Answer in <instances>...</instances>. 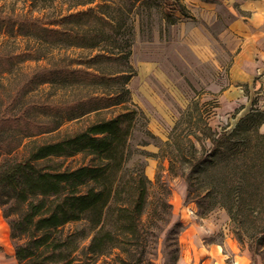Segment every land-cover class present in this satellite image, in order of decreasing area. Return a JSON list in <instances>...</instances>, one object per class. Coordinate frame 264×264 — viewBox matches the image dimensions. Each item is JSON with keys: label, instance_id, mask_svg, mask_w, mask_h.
Instances as JSON below:
<instances>
[{"label": "trees", "instance_id": "1", "mask_svg": "<svg viewBox=\"0 0 264 264\" xmlns=\"http://www.w3.org/2000/svg\"><path fill=\"white\" fill-rule=\"evenodd\" d=\"M92 2H75L73 11L59 16L57 28L0 10V33L16 32L37 42L34 50L0 52V75H8L0 85V211L16 264H95L113 250L123 255L118 264H145L148 230L160 233L169 222L171 205L164 199L141 220L149 181L142 165L125 168L129 139L144 117L128 89L136 74L129 63L132 41L121 33L119 6L74 10ZM174 7L188 17L181 4L174 2ZM163 19L175 23L169 15ZM48 47L81 52L31 72L20 69V63L44 57ZM44 85L68 98L32 100ZM116 107L119 113L104 117V111ZM199 111L193 102L174 123L164 142L167 171L185 181L187 202L196 206L199 217L223 209L236 239L247 243L252 257L264 258V134L259 132L264 111L250 108L220 133L211 132ZM91 115L73 133L45 137L65 121ZM204 140L211 143L209 150H204ZM19 149V157L13 155ZM76 154L89 157L88 163L64 167L61 159ZM79 222L86 226L64 231ZM176 260L174 254L171 264Z\"/></svg>", "mask_w": 264, "mask_h": 264}, {"label": "rangeland", "instance_id": "2", "mask_svg": "<svg viewBox=\"0 0 264 264\" xmlns=\"http://www.w3.org/2000/svg\"><path fill=\"white\" fill-rule=\"evenodd\" d=\"M80 1L83 0H0V10L2 14L39 19L44 26L57 28L59 16ZM174 2L181 4L188 17L175 9ZM111 3L119 6L124 25L122 35L132 41L129 63L136 74L128 83V89L133 105L144 114L136 122L129 139L130 156L125 168L142 165L149 181L143 222L161 199L171 205L169 222L162 231L148 230L149 260L145 264H171L174 254L177 256L174 264H180L182 259L196 256L189 242V222L194 219L198 223L210 212L199 217L196 206L187 202L185 181L169 175L164 142L174 122L193 102L198 103L207 127L216 133L230 130L250 108L264 111V0H145V3L140 0H93L74 10L95 9ZM168 15L174 24L163 19ZM34 41L16 32L12 36L1 32L0 52L9 55L24 49L34 50L37 48ZM44 51V57L24 61L19 64L20 69L31 72L50 66L56 58H75L81 52L58 47H48ZM7 78V74H1L0 85L6 84ZM32 96V100L52 102L68 98L49 85L39 87ZM120 111L118 107L104 111V117H113ZM92 119L91 115L65 121L57 131L45 137L54 139L73 133ZM259 132L264 134V124ZM202 146L209 150L211 143L204 140ZM196 148L200 149L197 143ZM20 153L21 149L13 155L19 157ZM88 159L76 154L61 161L64 167L71 169L87 164ZM214 210L211 213L215 220L221 221L220 215L226 212L221 208ZM157 212L162 218L167 216L160 207ZM226 217L228 221L222 223L224 229L207 227L213 234L210 232V237H205L203 243L219 244L231 235L239 250L247 248L245 241L236 239L230 219ZM157 222L161 224V220ZM174 224L179 225L169 232ZM84 226L85 222L70 223L64 231L71 232ZM198 231L205 235L204 230ZM13 245L7 220L2 218L0 211V264H16ZM118 258L123 255L113 250L97 258L95 264H118ZM250 258V264H264V258L259 255L252 257L250 254Z\"/></svg>", "mask_w": 264, "mask_h": 264}, {"label": "crops", "instance_id": "3", "mask_svg": "<svg viewBox=\"0 0 264 264\" xmlns=\"http://www.w3.org/2000/svg\"><path fill=\"white\" fill-rule=\"evenodd\" d=\"M214 212L215 210L212 211V213ZM212 213L210 212L207 217L201 218L198 223L194 221V219L189 222L187 230L188 235L191 237L189 242L192 249L196 251V256L193 255V257H190L189 259H182L180 264H250L251 258L248 249L244 247L239 250L238 245L232 240L231 235L226 237L222 243L219 244L203 243L205 237L208 238L213 234V232L207 228L208 226L219 230L220 228H223V224L228 221L226 214L220 215L221 221L225 220L221 222L220 220H215L214 214ZM199 229L204 230V236L200 234L198 231ZM198 243L200 244L199 246Z\"/></svg>", "mask_w": 264, "mask_h": 264}]
</instances>
